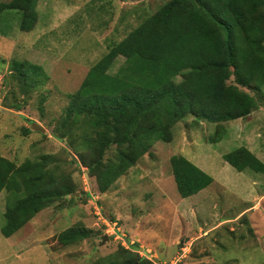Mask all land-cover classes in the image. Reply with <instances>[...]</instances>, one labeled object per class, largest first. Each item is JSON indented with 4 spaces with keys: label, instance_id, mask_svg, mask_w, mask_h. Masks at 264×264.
<instances>
[{
    "label": "rangeland",
    "instance_id": "obj_1",
    "mask_svg": "<svg viewBox=\"0 0 264 264\" xmlns=\"http://www.w3.org/2000/svg\"><path fill=\"white\" fill-rule=\"evenodd\" d=\"M165 1L38 0L32 29H20L19 15L0 20V154L17 164L45 161L43 169L75 190L53 197L10 237L0 233V264H87L119 246L154 264L264 262V172L253 169L264 164V88L238 85L230 75L226 83L245 92L252 104L249 115L219 123L185 116L173 125L169 142L154 141L104 192L79 160V155L89 156L88 144L81 143L88 127L64 124V137L58 132L68 94ZM124 59L118 54L109 71ZM23 61L41 69L37 86L16 79L11 65L27 66ZM32 122L44 131L33 129ZM23 128L31 131L23 134ZM218 132L221 139L211 141ZM237 147L256 158L250 167L237 170L225 160L223 155ZM110 149L106 157L114 146ZM173 156L187 158L213 181L181 197L172 176ZM14 198L0 192V226ZM113 222L118 229L107 225ZM70 226L89 233L63 245L57 235Z\"/></svg>",
    "mask_w": 264,
    "mask_h": 264
},
{
    "label": "trees",
    "instance_id": "obj_2",
    "mask_svg": "<svg viewBox=\"0 0 264 264\" xmlns=\"http://www.w3.org/2000/svg\"><path fill=\"white\" fill-rule=\"evenodd\" d=\"M37 2L0 1V20L19 15L20 29L30 30L37 20ZM120 53L124 61L110 72ZM23 62L27 66L11 65L16 79L37 86L41 69ZM230 75L238 85L264 88V0H166L91 66L79 87L68 94L57 129L64 137V124L88 127L81 143L88 144L89 156L79 155V160L104 192L154 141L169 142L173 125L185 116L219 123L249 115L252 104L245 92L226 83ZM19 107L17 103L16 110ZM221 134L211 141H219ZM223 156L237 170L256 161L245 147ZM43 163L24 159L17 164L0 154V192L15 195L4 210L3 236L14 234L53 197L75 191L63 180L56 181ZM253 169L264 172V164ZM171 170L181 197L213 181L183 156L171 158ZM88 233L86 227L70 226L59 232L57 240L66 245ZM134 253L119 246L115 253L87 264H154L146 257L138 260Z\"/></svg>",
    "mask_w": 264,
    "mask_h": 264
},
{
    "label": "water",
    "instance_id": "obj_3",
    "mask_svg": "<svg viewBox=\"0 0 264 264\" xmlns=\"http://www.w3.org/2000/svg\"><path fill=\"white\" fill-rule=\"evenodd\" d=\"M31 127L35 130H38L40 132H43L44 131V128L42 126H40L39 124H37L36 122H32L31 123ZM102 240H107V235H103L102 236ZM153 260L156 262L157 260L155 258H153Z\"/></svg>",
    "mask_w": 264,
    "mask_h": 264
},
{
    "label": "built area",
    "instance_id": "obj_4",
    "mask_svg": "<svg viewBox=\"0 0 264 264\" xmlns=\"http://www.w3.org/2000/svg\"><path fill=\"white\" fill-rule=\"evenodd\" d=\"M107 225L109 226V227H111L112 229H114V228H116V229H118V227H116L115 225V222H113L112 224H108L107 223Z\"/></svg>",
    "mask_w": 264,
    "mask_h": 264
},
{
    "label": "crops",
    "instance_id": "obj_5",
    "mask_svg": "<svg viewBox=\"0 0 264 264\" xmlns=\"http://www.w3.org/2000/svg\"><path fill=\"white\" fill-rule=\"evenodd\" d=\"M31 221V220H30ZM28 223V222H27ZM10 237V236H9Z\"/></svg>",
    "mask_w": 264,
    "mask_h": 264
}]
</instances>
